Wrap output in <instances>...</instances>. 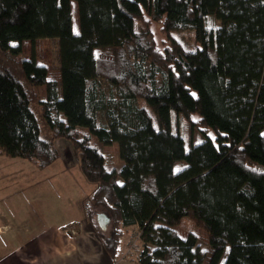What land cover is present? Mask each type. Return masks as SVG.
<instances>
[{
	"label": "trees",
	"instance_id": "obj_1",
	"mask_svg": "<svg viewBox=\"0 0 264 264\" xmlns=\"http://www.w3.org/2000/svg\"><path fill=\"white\" fill-rule=\"evenodd\" d=\"M185 28L194 48L172 33ZM40 37L58 40L59 80L37 62ZM183 119L200 140L187 144ZM56 138L94 184L83 211L111 257L136 226L141 264H264V0H0V153L45 168ZM113 142L119 169L100 147ZM184 220L205 230L209 251L192 229L178 233Z\"/></svg>",
	"mask_w": 264,
	"mask_h": 264
},
{
	"label": "rangeland",
	"instance_id": "obj_2",
	"mask_svg": "<svg viewBox=\"0 0 264 264\" xmlns=\"http://www.w3.org/2000/svg\"><path fill=\"white\" fill-rule=\"evenodd\" d=\"M72 4L73 30L77 31L76 8L74 2ZM144 17L150 19L147 14H144ZM205 22L207 25L220 24V20L213 15H208ZM150 27L154 32L158 45L161 46L165 34L161 30L160 22L151 20ZM172 33L188 48H194L198 45L193 28L177 29L173 30ZM33 48L37 62L45 65L48 70L47 77L59 80L57 38H37L34 41ZM31 50V42L24 40L22 42V54L29 57ZM102 83L107 89L110 87L107 80L102 79ZM41 89L39 97L43 99L45 88ZM32 108L39 121L41 137L48 138V123L41 116L36 103L32 104ZM60 116L64 118L62 114ZM175 124L181 135L185 140L187 139V144L190 136L193 141L201 139L200 131L192 127L186 120H176ZM92 141L97 142L95 136L92 137ZM54 144L59 150V157L45 168L35 166L26 158L12 157L0 153V256H6V253L12 254V251L16 250L17 247H24L26 243L30 248H33L38 243L37 234L41 235L39 243L41 242L46 249L43 250V255H47V249H49V246H53L51 244L53 243L51 242L53 238L51 234L54 231H61L69 236H75L79 232L78 222L79 225L86 223V221L91 226L93 225L85 217L83 202L92 192L94 184L88 181L81 172L79 159L72 142L66 138H56ZM100 147L105 166L119 169L122 161L118 154L117 143L100 144ZM183 165H185V162L181 157L175 159V169H179ZM119 182H122L121 178H119ZM97 212L107 214L104 208H97ZM3 224H10L11 228L7 230V226ZM109 227L110 224L107 225L104 231L107 232ZM43 228L47 230L45 233L42 232ZM175 228L181 235H184L188 229H192L200 243L208 251L210 250L207 233L201 227L194 225L191 220H184ZM137 232L138 228L136 226L129 227L127 234L122 237L121 255L116 258L107 253L98 232H96L98 236L94 232L93 236L85 235L78 240L79 250L73 253L72 256H46L45 259L41 256L38 262L24 261L20 263L141 264L137 259L138 251L141 248V241L137 236ZM1 263H4V260L0 261ZM203 264H206V259Z\"/></svg>",
	"mask_w": 264,
	"mask_h": 264
},
{
	"label": "crops",
	"instance_id": "obj_3",
	"mask_svg": "<svg viewBox=\"0 0 264 264\" xmlns=\"http://www.w3.org/2000/svg\"><path fill=\"white\" fill-rule=\"evenodd\" d=\"M43 87L44 85L41 86V88ZM3 225L7 226V230L11 228L10 224H3ZM78 227H79L78 228L79 232H77L75 236H69L67 234H64L61 231H54L51 234V237H53L51 241L53 243L51 244L53 246H49V249H47L48 251L47 255H43V250H46V249L43 247V244L41 242L39 243V238H41V235L37 234V237H36L38 238L37 245H34L33 248H30L28 246V243H26L24 247H19V248L17 247L16 250L12 251L13 252L12 254L6 253V256L4 255L0 256V261L4 260V263H1V264H21L20 262H24V261L38 262L41 256L44 259L46 256H51V257L56 256V255L72 256L73 253H76L79 250V246H78L79 239H81L85 235L93 236L94 232L96 236H98L96 233L97 231L95 227L93 225L91 226V224L87 221L86 223H82L81 225H79V222H78ZM46 231H47L46 228H43L42 232L45 233Z\"/></svg>",
	"mask_w": 264,
	"mask_h": 264
},
{
	"label": "water",
	"instance_id": "obj_4",
	"mask_svg": "<svg viewBox=\"0 0 264 264\" xmlns=\"http://www.w3.org/2000/svg\"><path fill=\"white\" fill-rule=\"evenodd\" d=\"M101 215H103V213H101V212L97 213V217H100ZM99 221H100V223H102L103 226H105V223H104L105 219L104 218H101Z\"/></svg>",
	"mask_w": 264,
	"mask_h": 264
},
{
	"label": "built area",
	"instance_id": "obj_5",
	"mask_svg": "<svg viewBox=\"0 0 264 264\" xmlns=\"http://www.w3.org/2000/svg\"><path fill=\"white\" fill-rule=\"evenodd\" d=\"M139 233H140V231H139V229H138V232H137V234H138L137 236H138V237H139Z\"/></svg>",
	"mask_w": 264,
	"mask_h": 264
}]
</instances>
